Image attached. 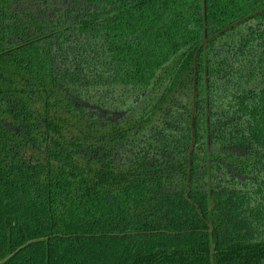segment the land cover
<instances>
[{
  "label": "trees",
  "instance_id": "obj_1",
  "mask_svg": "<svg viewBox=\"0 0 264 264\" xmlns=\"http://www.w3.org/2000/svg\"><path fill=\"white\" fill-rule=\"evenodd\" d=\"M264 0H0V264H264Z\"/></svg>",
  "mask_w": 264,
  "mask_h": 264
},
{
  "label": "water",
  "instance_id": "obj_2",
  "mask_svg": "<svg viewBox=\"0 0 264 264\" xmlns=\"http://www.w3.org/2000/svg\"><path fill=\"white\" fill-rule=\"evenodd\" d=\"M264 10V7L262 9L259 10V12H262Z\"/></svg>",
  "mask_w": 264,
  "mask_h": 264
}]
</instances>
